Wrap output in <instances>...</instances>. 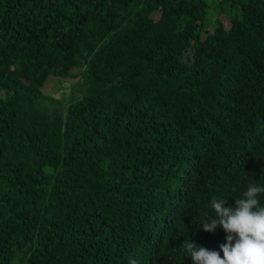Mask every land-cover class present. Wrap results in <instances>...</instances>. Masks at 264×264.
I'll list each match as a JSON object with an SVG mask.
<instances>
[{
  "label": "trees",
  "instance_id": "16d2710c",
  "mask_svg": "<svg viewBox=\"0 0 264 264\" xmlns=\"http://www.w3.org/2000/svg\"><path fill=\"white\" fill-rule=\"evenodd\" d=\"M249 184L264 0H0V264H194L185 240L223 256L199 221Z\"/></svg>",
  "mask_w": 264,
  "mask_h": 264
},
{
  "label": "clouds",
  "instance_id": "9594fccd",
  "mask_svg": "<svg viewBox=\"0 0 264 264\" xmlns=\"http://www.w3.org/2000/svg\"><path fill=\"white\" fill-rule=\"evenodd\" d=\"M264 186L249 184L242 197L233 206H225L226 200L213 197L212 212L216 217L209 222L208 216L199 221L204 231L211 232L219 225L226 233V242L219 251L196 245L185 240L183 248L194 264H264V205L259 195ZM129 264H138L130 258Z\"/></svg>",
  "mask_w": 264,
  "mask_h": 264
},
{
  "label": "rangeland",
  "instance_id": "374dc122",
  "mask_svg": "<svg viewBox=\"0 0 264 264\" xmlns=\"http://www.w3.org/2000/svg\"><path fill=\"white\" fill-rule=\"evenodd\" d=\"M209 17L207 19L206 29H210L215 22L216 15L212 10L208 11ZM72 82H60L55 78H50L48 82L42 88L43 91L55 98L61 99L62 103L65 102L66 98L71 93L73 89Z\"/></svg>",
  "mask_w": 264,
  "mask_h": 264
}]
</instances>
